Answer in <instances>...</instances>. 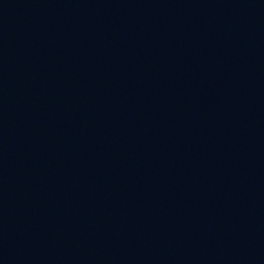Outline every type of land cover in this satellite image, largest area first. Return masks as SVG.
<instances>
[{
  "label": "water",
  "instance_id": "water-1",
  "mask_svg": "<svg viewBox=\"0 0 264 264\" xmlns=\"http://www.w3.org/2000/svg\"><path fill=\"white\" fill-rule=\"evenodd\" d=\"M264 0H0V264H221Z\"/></svg>",
  "mask_w": 264,
  "mask_h": 264
}]
</instances>
